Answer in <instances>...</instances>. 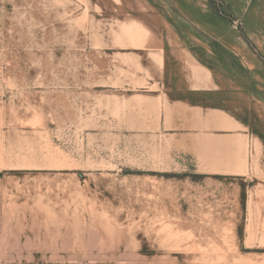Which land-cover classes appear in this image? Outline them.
I'll return each mask as SVG.
<instances>
[{
    "label": "rangeland",
    "instance_id": "rangeland-1",
    "mask_svg": "<svg viewBox=\"0 0 264 264\" xmlns=\"http://www.w3.org/2000/svg\"><path fill=\"white\" fill-rule=\"evenodd\" d=\"M0 264H264V0H0Z\"/></svg>",
    "mask_w": 264,
    "mask_h": 264
}]
</instances>
